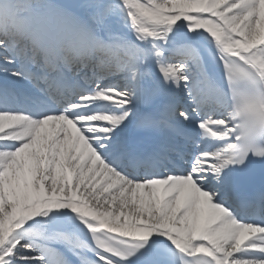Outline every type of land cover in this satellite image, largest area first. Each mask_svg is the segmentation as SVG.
Instances as JSON below:
<instances>
[{
  "label": "snow or ice",
  "instance_id": "1",
  "mask_svg": "<svg viewBox=\"0 0 264 264\" xmlns=\"http://www.w3.org/2000/svg\"><path fill=\"white\" fill-rule=\"evenodd\" d=\"M0 264H264V0H0Z\"/></svg>",
  "mask_w": 264,
  "mask_h": 264
}]
</instances>
